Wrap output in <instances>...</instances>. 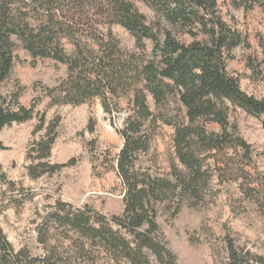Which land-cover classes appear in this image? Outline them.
I'll return each instance as SVG.
<instances>
[{"label":"trees","instance_id":"obj_1","mask_svg":"<svg viewBox=\"0 0 264 264\" xmlns=\"http://www.w3.org/2000/svg\"><path fill=\"white\" fill-rule=\"evenodd\" d=\"M137 2L154 11V21ZM231 2L246 11L256 4L264 7V0ZM117 26L134 39V50L115 35ZM185 35L190 44L182 40ZM147 41L153 46L150 55ZM18 43L34 60L67 66V77L44 90L49 109L100 100L112 114L121 100H129L116 161L124 212L107 218L89 206L76 209L57 200L45 222L62 230L60 240L48 244V236L56 235L40 232L45 253L33 256L16 252L0 228V264H178L158 223L160 213L170 208L177 216L182 205L202 203L213 175L220 185L239 184L249 200L264 205V182L256 179L252 147L233 117L238 110L264 116V100L243 92L228 71L244 39L224 20L217 0H0V89L12 74ZM19 96L0 95V134L36 119L34 132L45 135L32 148L40 161L32 166V177L68 166L43 162L52 154L59 119L48 124L46 114L37 113L39 102L25 107ZM158 124L174 129L179 164L173 163L165 177L141 165L151 150L150 129ZM5 150L0 142V152ZM226 250L228 264H264V255L239 249L231 239Z\"/></svg>","mask_w":264,"mask_h":264},{"label":"rangeland","instance_id":"obj_2","mask_svg":"<svg viewBox=\"0 0 264 264\" xmlns=\"http://www.w3.org/2000/svg\"><path fill=\"white\" fill-rule=\"evenodd\" d=\"M217 1L224 20L244 39V44L233 52L228 71L239 80L243 92L264 100V7L256 4L246 11L235 8L231 0ZM136 6L150 22L155 20L149 6L140 2ZM113 31L126 48L135 49L128 32L119 26ZM182 40L192 42L187 35ZM146 47L150 55L152 43L147 41ZM67 71V66L55 61L34 60L18 43L12 74L0 89L4 98L19 94V103L25 107L39 102L37 113H45L48 124L60 121L52 154L43 162L49 167L68 166L39 178L32 177L31 172L32 166L40 162L35 160L32 148L45 135L34 132L38 121L13 124L0 134V142L7 149L0 152L4 175L0 176V228L16 252L27 250L33 256L45 253L40 232L56 235L54 239L48 236V244L61 238L58 232L62 230L52 229L45 222L57 200L76 209L89 206L107 218L124 212V186L117 175L116 161L123 147L118 130L130 113L129 100H121L112 114L104 111L100 100L49 109L44 90L64 80ZM148 101L154 110L151 96ZM233 117L239 135L252 147L256 179L264 182V116H248L238 110ZM150 133L151 150L141 157V165L152 175L165 177L171 173L173 163L179 166L173 149L174 129L158 124L151 127ZM173 213L170 208L162 210L158 223L178 264H228V239L239 249L264 255V205L249 200L237 183L220 185L213 175L202 203L184 204L177 216Z\"/></svg>","mask_w":264,"mask_h":264}]
</instances>
